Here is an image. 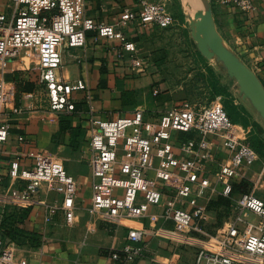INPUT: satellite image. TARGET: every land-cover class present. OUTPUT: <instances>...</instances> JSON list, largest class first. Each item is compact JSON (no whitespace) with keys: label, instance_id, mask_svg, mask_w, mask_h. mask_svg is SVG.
<instances>
[{"label":"built area","instance_id":"2783aa9c","mask_svg":"<svg viewBox=\"0 0 264 264\" xmlns=\"http://www.w3.org/2000/svg\"><path fill=\"white\" fill-rule=\"evenodd\" d=\"M0 1L9 5V11L0 9V62L5 65L8 58L22 52L36 54L39 80L48 90L53 109L73 110V93L88 89L84 78L67 81L58 72L63 63L62 49L86 47L89 31L118 40L120 55L129 56L135 66L141 65L138 43L116 24L99 22L89 15L86 0ZM219 1L246 15L255 10L253 0ZM138 19L148 27L166 28L175 22L162 3L143 1L139 11L124 10L119 24ZM12 93L1 74L0 116ZM88 97H92L91 93ZM90 130L92 194L86 206L90 213H101L110 225L127 220L149 219L154 224L172 221L179 232L206 237L210 236L208 211L202 200H209L211 192H215L233 200L234 217L213 237L224 250L264 260V198L250 190L233 198L238 176L254 165L258 151L249 143L244 126L235 122L220 102L198 107L184 100L153 115L146 109H136L129 116L92 119ZM9 132V123L0 121V152ZM24 139L19 136L20 141ZM4 176L24 184L11 185L0 194V215L7 203L31 202L41 184L48 182L61 200L44 204L46 220L61 211L67 224L75 223L78 181L61 160L40 153L30 168H22L18 160L8 166L0 161V185ZM247 213L258 216V222L247 221ZM238 222L247 224L242 232ZM128 228L123 248L111 251L110 256L134 264L149 255V243L158 229L145 224ZM240 235L243 237L238 240ZM13 254L11 246L0 237V264H10ZM234 263L233 254L205 248L196 252L193 261Z\"/></svg>","mask_w":264,"mask_h":264},{"label":"crops","instance_id":"0c3cea01","mask_svg":"<svg viewBox=\"0 0 264 264\" xmlns=\"http://www.w3.org/2000/svg\"><path fill=\"white\" fill-rule=\"evenodd\" d=\"M143 1L86 0L89 15L99 22L116 24L138 43L141 65L135 66L129 56L120 55L118 40L100 37L95 30L89 31L86 47L61 51L63 63L59 76L67 81L84 78L88 84L87 90L73 93V110L52 108L48 90L39 80L36 54L22 52L17 57L8 58L5 65L0 62V75H4L13 92L0 116V121L10 125L9 137L1 146L0 161L8 166L11 161L18 160L22 168H30L37 155L43 153L61 160L78 181V216L73 225L66 223L61 211L52 220H46L44 204L61 200V195L50 188L48 182L41 184L31 202L7 203L0 215V237L13 249L10 264H125L112 258L110 252L123 248L129 226L144 224L155 226L158 234L149 243V255L134 264H181L182 261L193 264L194 246L197 247L196 252L205 248L233 255L241 253L222 249L213 237L227 228L234 217L233 200L222 196L217 195L219 198L213 203V209L210 208L211 200H202L207 205V228L211 237L179 232L172 221L154 224L149 219L127 220L110 225L101 213H90L86 208L92 194L89 164L92 119L129 116L136 109H146L153 115L171 105L170 95L162 86L165 82L160 81L162 56L156 47L149 52L145 43L151 27L142 25L139 19L127 25L119 24L124 10L139 11ZM210 1L223 34L246 48L253 63L258 64L264 81V0H253L255 10L247 15L219 0ZM0 9L9 11V5L0 1ZM88 93H91V98ZM19 136L25 139L20 141ZM243 173L236 182L243 175L250 176L248 170ZM3 178L0 194L11 185L24 184L8 176ZM212 178L215 180L214 176ZM234 192L233 198H236L243 191H238L235 186ZM253 193L264 198L262 189H255ZM245 217L249 222L259 220L252 213ZM237 226L242 232L247 224L238 222ZM256 231L252 229V232ZM242 237L240 235L238 240Z\"/></svg>","mask_w":264,"mask_h":264},{"label":"rangeland","instance_id":"374dc122","mask_svg":"<svg viewBox=\"0 0 264 264\" xmlns=\"http://www.w3.org/2000/svg\"><path fill=\"white\" fill-rule=\"evenodd\" d=\"M144 1L162 3L175 17V22L169 27L148 29L145 42L149 52L156 47L162 56L160 81L165 82L162 86L169 93L171 104L189 100L197 103L198 107H205L215 101L220 102L233 120L244 126L249 143L258 151L257 161L246 169L250 176L243 175L235 186L238 191L264 190V178L258 180L264 177V112L251 102L245 86L239 82L241 77H245L260 91L258 86L264 85V81L258 64L253 63L246 48L223 34L210 0H206L210 22L200 29L196 28L194 15L186 9L183 0ZM138 53H141L140 46ZM213 194L216 193L211 192L208 197L211 209L219 198ZM196 248H192L194 254ZM234 256V264H264L261 258L246 253Z\"/></svg>","mask_w":264,"mask_h":264},{"label":"bare ground","instance_id":"6f19581e","mask_svg":"<svg viewBox=\"0 0 264 264\" xmlns=\"http://www.w3.org/2000/svg\"><path fill=\"white\" fill-rule=\"evenodd\" d=\"M184 5L188 11H190L194 16L195 22L197 23L196 28H204L207 22H210V15L208 13V4L206 0H183ZM192 23V22H191ZM210 25V24H209ZM210 27V26H209ZM215 30V29H214ZM198 33V32H197ZM201 34V33H200ZM239 82L245 86V91L251 102L261 111L264 112V88L263 86H258L259 90L245 78L241 77Z\"/></svg>","mask_w":264,"mask_h":264},{"label":"trees","instance_id":"16d2710c","mask_svg":"<svg viewBox=\"0 0 264 264\" xmlns=\"http://www.w3.org/2000/svg\"><path fill=\"white\" fill-rule=\"evenodd\" d=\"M229 114V113H228ZM230 115V114H229ZM231 117V116H230ZM232 118V117H231ZM233 119V118H232ZM255 148H256V150H257V147L256 146H254ZM223 198H226V197H223ZM226 199H230V198H226ZM231 200V199H230Z\"/></svg>","mask_w":264,"mask_h":264},{"label":"water","instance_id":"95a60500","mask_svg":"<svg viewBox=\"0 0 264 264\" xmlns=\"http://www.w3.org/2000/svg\"><path fill=\"white\" fill-rule=\"evenodd\" d=\"M261 86H262V84H261ZM264 88V87H263Z\"/></svg>","mask_w":264,"mask_h":264}]
</instances>
